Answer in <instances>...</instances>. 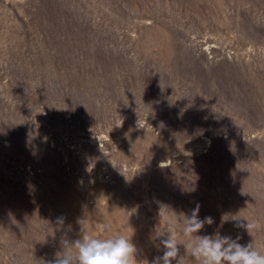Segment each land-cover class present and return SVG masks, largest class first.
Segmentation results:
<instances>
[{
    "label": "rangeland",
    "instance_id": "obj_1",
    "mask_svg": "<svg viewBox=\"0 0 264 264\" xmlns=\"http://www.w3.org/2000/svg\"><path fill=\"white\" fill-rule=\"evenodd\" d=\"M197 205L264 254V0H0V264Z\"/></svg>",
    "mask_w": 264,
    "mask_h": 264
},
{
    "label": "clouds",
    "instance_id": "obj_2",
    "mask_svg": "<svg viewBox=\"0 0 264 264\" xmlns=\"http://www.w3.org/2000/svg\"><path fill=\"white\" fill-rule=\"evenodd\" d=\"M199 205L192 210L191 215L181 214L183 220L182 234L187 238L181 242L176 231V220L169 218L166 230L158 236L164 237L160 243L164 252L162 256L154 257L151 264H186L185 254L197 260L199 264H264V254L255 249L252 244L247 246L238 243L230 237L198 235L205 223L212 224L211 217L199 219ZM248 229L250 225L247 224ZM178 245H183L185 253L180 255ZM63 248H75L57 253L47 264H135L137 256L136 245L131 238L114 236L100 239L83 235L74 243L63 241Z\"/></svg>",
    "mask_w": 264,
    "mask_h": 264
}]
</instances>
